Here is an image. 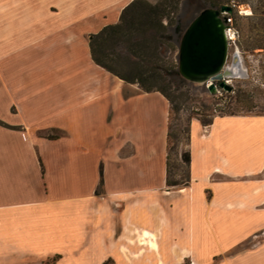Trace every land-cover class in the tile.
Instances as JSON below:
<instances>
[{"label":"crops","instance_id":"obj_1","mask_svg":"<svg viewBox=\"0 0 264 264\" xmlns=\"http://www.w3.org/2000/svg\"><path fill=\"white\" fill-rule=\"evenodd\" d=\"M129 1L0 0V264H264V112L192 117L187 181L173 186L159 90L115 75L121 121L77 110L104 94L107 74L31 95L36 55L16 53L52 49L51 69H105L79 35ZM47 128L64 134L37 133ZM139 235L157 249L131 243Z\"/></svg>","mask_w":264,"mask_h":264},{"label":"rangeland","instance_id":"obj_2","mask_svg":"<svg viewBox=\"0 0 264 264\" xmlns=\"http://www.w3.org/2000/svg\"><path fill=\"white\" fill-rule=\"evenodd\" d=\"M226 3H234L231 15L236 29V37L231 41L229 46L228 62L231 60L233 48L239 47L246 74L231 78V90L218 86L215 91H211L207 83L190 81L185 78V81L177 87L176 84L169 83L168 89L175 95L173 100L175 105L173 107L172 103L169 102L166 118L168 133L166 137V156L168 176L174 181L181 182L188 177L187 162L183 159V154L189 150L188 128L192 117H197L201 120V117H214L215 115L225 114L230 111L234 113L264 112V0H228ZM239 6L249 7L250 13L241 12ZM196 8L197 1L185 2L182 0L179 3V16L181 24L184 27L197 12ZM117 19H89L92 24L85 29L86 32L79 35L78 41L80 42L84 38L88 40L89 33L100 29L103 26H100L102 22L107 21L109 23ZM178 43L179 40L170 46L167 56L163 57V55H160L162 59L159 62L161 61L169 66L171 63H177ZM23 52L26 57L24 59H27L31 53H34L37 58L36 60L29 57L30 88L34 100L37 102L43 100L41 96L45 92H66V85L74 80L83 78L87 73H98L101 76L107 74L110 78L103 77V80L98 81L96 84L100 85V89L106 90L104 94L99 95L100 97L88 103V105H82L77 110L81 113L85 111L86 107L89 108L93 105L95 108L93 115L95 121L101 119V116L105 114L108 120L121 121V84L116 86L118 79L114 74L103 68H99L101 70L96 71L90 64L85 63L83 66H79L78 69L74 67L70 68L69 64H67L66 68L63 65L62 67L55 66L54 69H51L53 58L56 55V51H52V49L44 50L43 53L37 48L29 47L24 51L16 53L14 58L22 59L24 57ZM70 69L75 70L70 72ZM65 71L68 74L63 75ZM168 79L169 77L166 76L165 81H168ZM107 91L108 93H106ZM238 92H246L248 94L247 102L252 104L251 109H247L245 101L237 98ZM162 110L163 102L158 99L156 118L159 126L163 120ZM37 133L52 137L64 134V131L58 128H47L40 129ZM178 184H183V182ZM178 184L169 185L174 186ZM185 263L189 264V261L186 260ZM107 264H112V262H107Z\"/></svg>","mask_w":264,"mask_h":264},{"label":"trees","instance_id":"obj_3","mask_svg":"<svg viewBox=\"0 0 264 264\" xmlns=\"http://www.w3.org/2000/svg\"><path fill=\"white\" fill-rule=\"evenodd\" d=\"M182 0H130L120 11L114 22L104 24L88 35L91 58L112 74L126 81L137 82L144 90H159L174 107L175 95L169 90V83L179 86L185 81L180 76L177 63L166 65L159 60L167 56L171 45L178 42L185 28L179 16V3ZM197 1L196 11L207 5L220 6L228 0H183ZM166 76L169 77L165 81ZM248 94L238 92L237 98L245 101L247 109ZM228 113H234L230 111ZM213 116L201 117L203 123H209ZM168 135V133H167ZM189 150L183 154L188 163ZM186 180L181 181L186 183ZM166 175V183L178 184ZM109 259L102 264H107ZM185 264V263H178Z\"/></svg>","mask_w":264,"mask_h":264},{"label":"water","instance_id":"obj_4","mask_svg":"<svg viewBox=\"0 0 264 264\" xmlns=\"http://www.w3.org/2000/svg\"><path fill=\"white\" fill-rule=\"evenodd\" d=\"M234 4L220 6L207 5L190 19L183 29L177 48V68L182 77L195 82H207L208 88L215 91L217 86L232 89L230 79L246 74L240 64L235 47L228 62L230 42L226 32L228 23L221 11L231 12ZM233 63L240 64V72L234 71Z\"/></svg>","mask_w":264,"mask_h":264},{"label":"bare ground","instance_id":"obj_5","mask_svg":"<svg viewBox=\"0 0 264 264\" xmlns=\"http://www.w3.org/2000/svg\"><path fill=\"white\" fill-rule=\"evenodd\" d=\"M239 8L241 9V12H243V13H250V8L247 6H239ZM232 37L235 38L236 37L235 34H232ZM235 50L237 51L238 56L241 59L242 55H241V51H240L239 47L235 48ZM240 64L242 65V67L244 66L242 61L240 62ZM240 64L233 63L231 66L233 67L234 71L239 73L240 72V66H239ZM229 80L231 81L232 79L230 78ZM149 233L150 232L148 230L144 231V234H149ZM153 235L156 236V234H154V233H153ZM143 237H142V235H139L138 238H131L130 241H131V243L139 244L141 246V250H144L145 247L157 249V247H158L157 240L149 241L146 245V241Z\"/></svg>","mask_w":264,"mask_h":264},{"label":"built area","instance_id":"obj_6","mask_svg":"<svg viewBox=\"0 0 264 264\" xmlns=\"http://www.w3.org/2000/svg\"><path fill=\"white\" fill-rule=\"evenodd\" d=\"M234 4V3H232ZM221 15L222 16H225L226 18V22L228 23L227 27H226V32H227V35H228V39H229V42L231 43V41L234 40V38L232 37V34H235L236 33V29L234 27V24H233V17L231 15V12H227V11H221ZM227 82H230L229 79H225ZM207 84L210 83V81H207L206 82Z\"/></svg>","mask_w":264,"mask_h":264},{"label":"flooded vegetation","instance_id":"obj_7","mask_svg":"<svg viewBox=\"0 0 264 264\" xmlns=\"http://www.w3.org/2000/svg\"><path fill=\"white\" fill-rule=\"evenodd\" d=\"M230 82H231V81H230ZM230 82H229V83H230ZM217 87H218V86H217Z\"/></svg>","mask_w":264,"mask_h":264}]
</instances>
